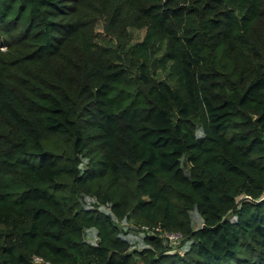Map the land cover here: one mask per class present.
Returning a JSON list of instances; mask_svg holds the SVG:
<instances>
[{"label": "trees", "instance_id": "obj_1", "mask_svg": "<svg viewBox=\"0 0 264 264\" xmlns=\"http://www.w3.org/2000/svg\"><path fill=\"white\" fill-rule=\"evenodd\" d=\"M263 193L264 0H0V264H264Z\"/></svg>", "mask_w": 264, "mask_h": 264}, {"label": "built area", "instance_id": "obj_2", "mask_svg": "<svg viewBox=\"0 0 264 264\" xmlns=\"http://www.w3.org/2000/svg\"><path fill=\"white\" fill-rule=\"evenodd\" d=\"M243 197H250L249 195L244 194ZM264 198V193L261 195L260 199ZM113 219L122 227L123 233L121 232V235L123 234L125 238L129 240L132 247L138 248L139 245H142V248L144 246H148L144 242V238L147 236H157L159 237L165 244H167L170 247H173L181 242V240L184 238L181 231L178 230H164L160 227L159 224H143L136 226L132 222L128 221L125 218L118 219L117 217L113 216ZM192 224L195 228L200 227L203 225V219L200 217L198 220L195 218H192ZM195 224L197 226H195ZM133 230V232L129 230ZM139 249V248H138ZM32 259L36 263L40 264H48L47 262L43 261V259L39 256L33 255Z\"/></svg>", "mask_w": 264, "mask_h": 264}, {"label": "rangeland", "instance_id": "obj_3", "mask_svg": "<svg viewBox=\"0 0 264 264\" xmlns=\"http://www.w3.org/2000/svg\"><path fill=\"white\" fill-rule=\"evenodd\" d=\"M87 201H88V200H87ZM88 202H89V201H88ZM193 218H195V219L198 220V219L200 218V216H199L197 213H193ZM195 226H197V225L195 224ZM129 231L133 232L132 229L129 230ZM94 233H95L94 230H93V231H90V234H91V235H93ZM90 238H91V236L88 237V239H90ZM92 238H94V237H92ZM95 239H96V238H95ZM179 244H180V243H179ZM181 245H182V244H181ZM136 246H138L139 249L142 248V245H141V246L136 245ZM179 249H180V251H181V246H178V244L174 246V250H179ZM35 263H36V262H35ZM36 264H40V263H36ZM137 264H143L142 260L138 259Z\"/></svg>", "mask_w": 264, "mask_h": 264}, {"label": "water", "instance_id": "obj_4", "mask_svg": "<svg viewBox=\"0 0 264 264\" xmlns=\"http://www.w3.org/2000/svg\"><path fill=\"white\" fill-rule=\"evenodd\" d=\"M122 111H123V110H120V111H119V114H121V113H122Z\"/></svg>", "mask_w": 264, "mask_h": 264}]
</instances>
